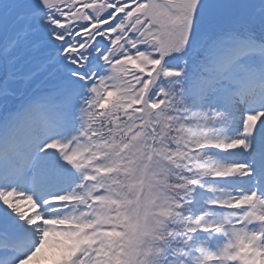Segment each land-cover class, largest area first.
Instances as JSON below:
<instances>
[{"label":"snow or ice","instance_id":"snow-or-ice-1","mask_svg":"<svg viewBox=\"0 0 264 264\" xmlns=\"http://www.w3.org/2000/svg\"><path fill=\"white\" fill-rule=\"evenodd\" d=\"M0 72V264H264V0H0Z\"/></svg>","mask_w":264,"mask_h":264},{"label":"rangeland","instance_id":"rangeland-1","mask_svg":"<svg viewBox=\"0 0 264 264\" xmlns=\"http://www.w3.org/2000/svg\"><path fill=\"white\" fill-rule=\"evenodd\" d=\"M49 51H50V49H45V47L43 45L38 47V48L33 47V51L31 53H35V55L34 56L29 55V57L27 59L28 62L26 61L25 65H23V67H22V70H24V72H27L28 74H33V73H35V69H36L37 75H36L35 79H33L32 81L24 82L25 84H23L22 82H20L18 80L13 81L12 88L15 91L21 92V94H19V96H23V94L25 93V91H24L25 86L29 85L30 90H31L35 86L42 85L46 81L49 80L48 73L46 74L44 72H40L37 70L39 68V65L41 67L43 59H46L45 54H48ZM23 59H26V57H23ZM23 59H22V61L25 62V60H23ZM28 80H30V79L28 78Z\"/></svg>","mask_w":264,"mask_h":264}]
</instances>
